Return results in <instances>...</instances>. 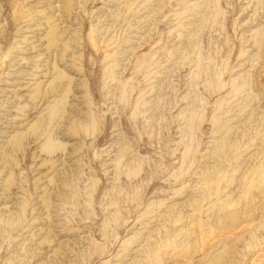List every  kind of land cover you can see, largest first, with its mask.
<instances>
[{"label":"rangeland","instance_id":"obj_1","mask_svg":"<svg viewBox=\"0 0 264 264\" xmlns=\"http://www.w3.org/2000/svg\"><path fill=\"white\" fill-rule=\"evenodd\" d=\"M0 264H264V0H0Z\"/></svg>","mask_w":264,"mask_h":264}]
</instances>
